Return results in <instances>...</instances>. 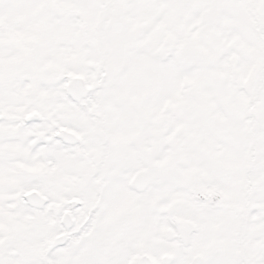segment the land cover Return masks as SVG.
<instances>
[{
	"label": "snow or ice",
	"instance_id": "6c2138e0",
	"mask_svg": "<svg viewBox=\"0 0 264 264\" xmlns=\"http://www.w3.org/2000/svg\"><path fill=\"white\" fill-rule=\"evenodd\" d=\"M0 264H264V0H0Z\"/></svg>",
	"mask_w": 264,
	"mask_h": 264
}]
</instances>
